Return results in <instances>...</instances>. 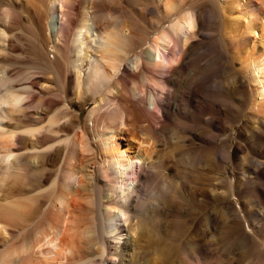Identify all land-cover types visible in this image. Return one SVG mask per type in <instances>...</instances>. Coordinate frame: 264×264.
I'll list each match as a JSON object with an SVG mask.
<instances>
[{
    "label": "bare ground",
    "instance_id": "bare-ground-1",
    "mask_svg": "<svg viewBox=\"0 0 264 264\" xmlns=\"http://www.w3.org/2000/svg\"><path fill=\"white\" fill-rule=\"evenodd\" d=\"M94 1L84 0L81 13H76L78 0H44V8V3L39 7L47 13L45 29L53 33L51 49L54 52H46L52 63L49 65L62 61L59 63L63 65V73L58 74L57 70L53 73L55 78L62 77L65 84L62 91L70 86L79 107L87 100L94 102L88 113L89 123L83 127L78 121V112L67 103L62 104L61 113L54 111L47 118H41L44 124L21 123L19 114L26 105L33 107V91L37 85L29 72L28 76L25 72L15 73L17 67L10 68L11 63L2 52H11L8 27L14 20V6L23 1L0 0V242L11 233L8 226H14L19 233L18 242L8 241L0 246V264H123L131 257L129 244L132 243L126 242L122 225L132 227L129 222L135 218L140 236L159 234L153 213L158 211V206L161 211L163 207L157 200L149 205L141 195L142 186L159 165L158 159L150 160L146 152L134 149L131 142L117 140L115 135L122 129L113 127L114 122L122 125L125 117L117 95L127 91L133 96L137 94L145 103L148 87L161 118L173 125L167 129L168 135L152 128L160 133L161 138L157 140L147 129V126L151 129L150 123L146 124L139 129L146 143L150 138L156 140L165 158L190 168L211 166L212 161L220 165L218 177L212 175L214 178L207 179L203 196L200 194L204 209L199 211L198 226L193 228L194 251H190L193 259L210 251L214 232L219 234L223 250L234 247L246 253L253 237L245 229L241 211L228 199L237 196L240 184H255L264 179V162L251 161L250 167L241 176L235 174L234 184H230L224 162L230 161L231 146L228 142L214 141L212 118L206 120L201 115L209 112L208 104L216 95L215 89L222 86L218 71L223 69L231 93L238 95V103L248 110L245 116L251 133L258 134L260 141L264 138V0H253L252 5H247L245 0L246 3L242 0H147L156 12L152 30L143 27L136 18L92 11ZM147 4L140 8L143 17ZM58 20L61 24L56 27ZM178 35H181V51L171 55L168 66L164 67L159 51L174 45ZM188 73L191 76L187 77ZM216 98L217 107L232 102L226 93ZM100 108L111 120L103 121L97 128L92 119ZM151 116L150 113L148 119ZM65 126H70V130L65 131ZM131 132L132 138L136 137L137 133ZM195 139L200 140V148H192ZM25 140L30 141V147L23 143ZM26 149L28 153H24ZM29 168L35 170V187L27 185L30 193L26 190L13 193L11 186L6 188L7 182L18 184L26 180ZM210 182H227L228 188L219 193L214 185L210 187ZM163 189L165 193L172 190L168 185H163ZM255 189L263 203L264 189L257 186ZM208 191L215 197H210ZM155 196L161 198L163 194L154 192L152 197ZM176 196L180 197L178 193ZM189 200L193 209H197L194 194ZM215 200L220 201L219 207L210 208ZM174 201H166L167 208L177 217L180 213L177 207L181 205ZM218 210L219 213L215 212ZM172 221L175 228L183 227L179 218ZM108 237L114 242H108ZM258 256L264 260V249Z\"/></svg>",
    "mask_w": 264,
    "mask_h": 264
},
{
    "label": "rangeland",
    "instance_id": "rangeland-1",
    "mask_svg": "<svg viewBox=\"0 0 264 264\" xmlns=\"http://www.w3.org/2000/svg\"><path fill=\"white\" fill-rule=\"evenodd\" d=\"M22 1L25 4L21 2L20 5L14 6V9L16 11L14 14V20H12V23L8 27L11 35H13L12 36L13 38L11 37V35L9 36V50L11 51L9 53L11 55L6 53L7 51H5V53L2 52L3 55H5L3 56L5 60L11 63L10 68L13 67V70H15L17 67V70L14 71L15 73H17V71L18 73L25 72V74L29 72V74L33 76V78H35L34 81L36 82V85H37L36 90L33 91L34 99H35L33 107L26 105L27 108H25L26 107L25 106L24 110L19 114V119L21 123L26 124V125L28 124L31 126L32 125L39 126L41 122L42 124H44L43 123L44 120L41 121L40 120L41 118L42 119H44L45 117L47 118L48 113L50 115H52V113H55V112H56L55 114L61 113L60 110L63 111L62 104L67 103L69 106H71L72 110H75L76 112H78V121L81 124V126L86 127V125L89 123L88 113L91 110V107L94 106V102L91 100H87L88 102L86 101L84 104L81 105V107H79L78 101L72 95V92H73L72 88L68 86L67 91H65V89H63L62 91L61 88H63V86L65 85L63 83L64 81L62 82L63 80L61 79L62 77L59 78L60 76L58 75L59 77L55 78L56 76L55 74H53L56 72V70L58 74L63 73L62 71L63 65L60 66V63H59L61 60L55 61L56 63L54 62L52 67H50L49 65L52 63L48 61V56L46 52L47 51L54 52V49H51L53 33L45 29L44 17L45 15H47V13L46 11H43L44 9L41 10L39 8L40 4L44 3L43 8L46 5L44 0H40V1L39 0H26L28 2L24 0ZM83 1L84 0H78L79 3L77 2L75 4L77 6L76 13H81L83 11L82 10ZM146 1L147 0H103V1L95 0L90 10L98 12L102 15L103 13L104 14L111 13L113 17L116 15L117 16L121 15V17L126 16V17H132L133 19L136 18L137 20L141 22V25L143 27L152 30L151 24H153L154 19H156V16H155L156 12L153 11V9L151 8V5L147 4ZM245 1L247 2V5L253 4V0H245ZM146 4H147V10L145 12L146 14L143 17L140 12L141 10L140 8L142 6H145ZM150 12H153V13H150ZM151 20H152V23H151ZM60 24H61V21L58 20L56 27H58ZM180 37L181 35H178L176 37L175 39L176 42L174 45L168 46L166 50L165 49L160 50L162 53L159 51L162 63H164L163 64L164 67L168 66V60L171 55L173 54L178 55V53L181 51L182 43H181ZM51 54L49 56L50 57L52 56L51 58H53V55ZM45 64H47L48 67L44 66ZM162 69L163 67L158 68L159 71H161ZM29 74L27 73L26 76H28ZM218 74L220 75L218 80L220 79L221 82L223 83L220 88H217L218 90L215 89V93L216 95H220V94L225 95L226 93V95H229L231 97L232 102L231 104L229 103L227 104V106H224V107L223 105H221L219 106L220 107L219 108L217 107L218 100L216 98V95H214V97L212 98V102L211 103L209 102L208 104L209 112L202 113L203 115L201 116L202 117L204 116L203 119H206V120H210V118H212V121L210 120L211 128L217 136V137L215 136L214 141L219 144H221L220 142L224 144L228 142V144L231 146L230 161L228 163L225 161L224 163L226 165V169L228 172L229 182H231L230 184H234L235 174L236 175L238 174L239 176H241L240 173L246 171L250 167L251 161L258 160V161L264 162V138L261 139L260 141L258 134L251 133L249 126L247 124V118L245 116V113L248 112V110L244 108V105L242 106V104H239L240 99L239 100L237 99V97L239 98V96L231 93L230 86H228L227 80H225L227 76L223 75L224 74L223 69H220L218 71ZM154 75L159 76V73L154 72ZM188 76H191V75L188 73L187 77ZM149 88L150 87L147 88V91H148L147 100L148 101L146 100L145 103L140 100V97L137 94L133 96L127 91H122L121 93L117 95L118 96L117 99L121 107L125 111L124 112L125 117L123 116L124 123L122 124L124 126L120 125L119 122L117 123L114 122L113 127L118 129L117 127L121 126L119 128L122 129V132L117 133V135H115L117 140H120V142L122 143L131 142L132 146H134L133 147L134 149L137 150L139 148V149H142L141 151L146 152L147 156L151 158L150 160H152L153 158L158 159L157 161L159 162L158 164L160 166L158 165L159 167L158 166L155 167L156 171L150 175L149 177L150 180L146 183V185L144 184L142 186L141 190L144 193L142 192L141 195L144 197V201L147 202L149 205L152 204L155 200L161 203L160 205L161 207H163L162 208L163 211H161L160 206H158L157 209L158 211L159 210L160 211L158 212L156 210V213L155 211L153 213L154 219L156 221V225L157 223L159 225V227L157 226V228H160V230L158 229L160 232H158L159 233L158 238H157L158 235L156 237L149 236L150 238L147 236H140V229H139L140 227L139 226L137 227V223H136L137 220L135 218L130 219L131 221L129 222L131 223L130 225H132L133 228L132 227L127 228V224H125V226L122 225V228L124 229L123 231L126 233V237H127L126 242L132 243V245L129 244V247L130 248L132 247L130 250V252H132L131 257L130 258L128 257V260L123 262V264H153V263L155 264H219L220 263L221 264L222 262L225 264H251V263L252 264H258V263L264 264V260L262 259V257L258 256L260 252L264 249V244L263 245L260 244L262 243V241L264 242V202L263 203L260 202L259 201L260 199H258L257 193H255L256 186L258 188L264 189V179L260 181L258 180L259 182L257 181L255 182V184H250L249 182H244L243 186L242 184H240L239 187L237 188V191H238L237 196H232L231 198L228 199L232 204L237 206V208L241 211L243 222L245 223V229L247 233L252 235L253 237L250 243L251 247L248 249V251H246V253L245 252L241 253L240 251H237V249H234V247H229L228 248L229 250L228 249L223 250L221 246L222 243L219 242L220 241L219 234L217 232H214L215 237L212 240L214 242L210 247L211 248L210 251H206V252L204 251L203 253H201L202 257H199L197 259L198 261L193 259L190 251L191 252L194 251V248H193V244L195 241L194 229L198 226L196 223L197 215L200 217L201 213L199 211H202L204 209L202 201L199 200L200 197L203 196L204 191L202 190V188H206L205 186H207L208 184L207 179L210 180L211 177L212 178L218 177L219 172H220L219 171L220 167L218 166L220 165H218L217 161H212L213 163L212 162H211L212 164L210 163L211 166L198 165L197 167L190 168L189 165L174 161L173 159L165 158L166 156H164V151L162 152L160 150V147L157 144H155L156 140H152L150 138V140L147 141L148 144L146 143L145 136H143L139 132L140 128L146 127L150 123L149 125L151 126L150 127L151 129L152 128L161 129L164 135L166 134L168 135L167 129L173 125L171 122L166 121L163 118H161V115L159 114L160 112H158L157 108L155 107L154 98L152 99L153 96H151L152 94L150 93ZM219 89H223V90L220 91ZM242 112H244L243 116H242ZM95 113H94L95 116L93 115L94 118L92 119V123H93V126L97 128L98 126L102 124L103 121L105 120L107 121L109 119L108 120L109 122L111 120L109 116L104 114L105 113L104 109L102 110L100 108ZM150 113L152 114L151 118L149 117V119L151 120L148 119V116ZM147 127L150 133L156 136V138L157 137L161 138V136L159 135L160 133H157L153 129L152 130L149 129V126ZM64 129L65 131H69L70 126H65ZM129 131L130 132L135 131V133H137V135H135L136 137L132 138V136L130 135L132 134V132L130 133ZM60 134H63V133H58L56 135H60ZM26 137H29V136L26 135ZM160 138H157V140ZM33 139H35V136ZM223 139L225 142H223ZM137 141H140L141 143L139 144V142L137 143ZM195 141H196V144L192 146V148H200L201 147L200 140L195 139ZM23 143L27 145L28 147L31 146V143L28 140H25ZM54 144L55 146L59 145V143L58 145H56V143ZM138 145L139 146L141 145V146L139 147ZM237 145H240V147H238L237 151L235 152V147ZM28 149L23 150L24 153H28ZM29 153H30V149H29ZM252 157H254V159ZM29 170L32 171L33 169L29 168ZM30 171L29 173L26 174V180L24 179L23 182L18 183V184L16 183L17 185L12 184V183L9 184V182H7L8 186L6 188L8 189L11 186L12 187L11 190H13V193L14 192L16 193L19 191L25 192V190H26V193H30L28 191L29 187H27V185L29 186L32 185L30 186L31 188L35 187L34 185L35 184V180H34L35 174H33L35 173L34 172L35 170H33L32 172ZM249 175L253 176L252 173H250ZM212 182L209 183L212 185V186L210 185V187H213L214 185L215 189L219 193L226 191V189L228 188L227 182H225L226 184L225 187H224L225 185L224 183L212 184ZM214 182H216V180H214ZM20 185H22L23 187ZM86 185H87V182H86ZM163 185L170 186L172 190L169 193H165V189H163ZM175 188L177 190V193L180 196L178 198L176 196L177 193L174 190ZM154 192L162 193L163 196L161 198H157L158 196L152 197ZM207 193H209V191ZM193 194L195 195V198L198 200V206H197V209L194 208L195 210L193 209V206L189 200L190 196ZM210 197L213 198L215 196L210 194ZM174 200L180 203L181 206H179L178 204L177 206L179 207L177 208L180 209L178 210V213L180 212L182 216L179 213V215L175 217L172 215L174 213L168 210L169 208H167L168 206H167L166 201L171 202ZM103 201L106 202V200H103ZM219 204H220V201L215 200L210 205L211 206L210 208L214 206H215L214 208L219 207ZM185 205L187 206L184 207ZM185 208H187L188 210ZM215 212L219 213V210ZM177 218H179V221H180L179 223H182L181 225L186 229H183L182 226H181L182 228L178 226H176L175 228V225H174L175 223H173L172 220H177ZM180 218L182 220H180ZM171 223H173V225H171ZM218 224H216V226ZM201 226L202 225H200L199 227L200 229H202ZM172 229L174 230L177 229V230L174 231ZM180 229L185 230L184 231L185 233L182 232ZM8 230L9 231L11 230L10 231L11 233L10 234L8 233L9 234L8 237L6 236L8 240L6 239L4 242H0V246H4L5 242H8V241L9 243L11 242L15 243V241L18 242L17 240L19 239V233H16L17 229H15L14 226H8ZM191 233L193 235H191ZM135 239H136V242L133 243ZM158 239H161L162 241ZM107 240H109L108 242H111V241L114 242V239L113 238L111 239L110 237H108ZM163 247L165 249L168 247L169 248L168 250H164ZM115 262H117V260Z\"/></svg>",
    "mask_w": 264,
    "mask_h": 264
}]
</instances>
